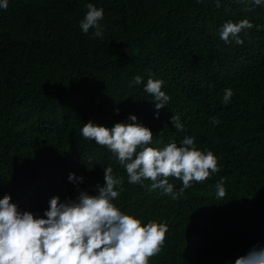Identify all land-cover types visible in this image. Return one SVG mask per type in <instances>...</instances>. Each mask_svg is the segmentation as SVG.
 Returning <instances> with one entry per match:
<instances>
[{"label": "trees", "instance_id": "obj_1", "mask_svg": "<svg viewBox=\"0 0 264 264\" xmlns=\"http://www.w3.org/2000/svg\"><path fill=\"white\" fill-rule=\"evenodd\" d=\"M88 3L103 9L102 40L94 29L80 30ZM245 18L254 27L239 34L243 45L224 43L222 25ZM149 77L164 82L170 100L162 109L144 92ZM226 88L234 93L228 104ZM173 114L186 131L174 128ZM129 115L152 131L149 146L194 137L197 149L214 153L220 171L178 200L149 193L148 180L145 187L128 184L115 156L80 130L89 121L130 123ZM108 166L125 180L115 206L143 224L168 226L149 264H235L252 246L264 247V4L8 0L0 8V199L11 195L21 210L43 216L52 196L76 199L70 173L95 194ZM222 177L226 196L216 199ZM169 182L176 191L182 186Z\"/></svg>", "mask_w": 264, "mask_h": 264}, {"label": "clouds", "instance_id": "obj_2", "mask_svg": "<svg viewBox=\"0 0 264 264\" xmlns=\"http://www.w3.org/2000/svg\"><path fill=\"white\" fill-rule=\"evenodd\" d=\"M198 3L202 0H197ZM252 6H261L264 0H241ZM220 7V0H215ZM8 0H0V8L7 9ZM87 12L80 21L83 34L94 29L93 36L103 39L104 33L99 21L103 9L92 3L86 4ZM251 11V7H246ZM254 25L245 18L239 22L227 21L220 30V39L228 44L243 45L242 31ZM134 83L140 85L137 76ZM163 81L148 78L144 92L153 97L155 109L165 107L170 97L162 91ZM224 104L231 102L234 95L231 88L223 90ZM117 114L119 109H116ZM159 118V112L156 113ZM130 123H116L108 128L92 121L83 124L80 132L84 139L94 140L106 147L124 167L127 183L140 184L150 181L149 193L159 190L162 195L178 200L193 183H203L220 171L218 160L212 151H201L195 146V138L185 136L179 146L175 141L162 148H154L152 131L137 122L135 115H129ZM170 121L174 128L186 131L180 117L173 114ZM213 125L220 121L213 117ZM160 143V141H157ZM103 184L97 183L95 194L81 190L83 177L70 173L68 180L77 187L76 199L64 201L56 195L48 200L43 216L21 210L12 202L11 195L0 199V264H149L150 258L158 255L165 243L168 226L164 223L142 221L125 214L113 201L125 190L124 177H115L111 166L102 167ZM174 178L182 182L179 191L169 182ZM225 180L222 177L215 185L216 199L226 196ZM235 264H264V247L252 246L249 251L235 259Z\"/></svg>", "mask_w": 264, "mask_h": 264}]
</instances>
